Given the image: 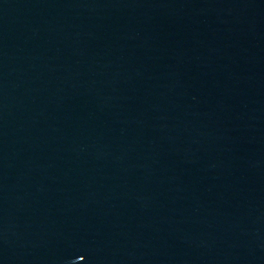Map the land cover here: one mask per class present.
<instances>
[{"label": "water", "instance_id": "95a60500", "mask_svg": "<svg viewBox=\"0 0 264 264\" xmlns=\"http://www.w3.org/2000/svg\"><path fill=\"white\" fill-rule=\"evenodd\" d=\"M0 264H264V0H0Z\"/></svg>", "mask_w": 264, "mask_h": 264}]
</instances>
